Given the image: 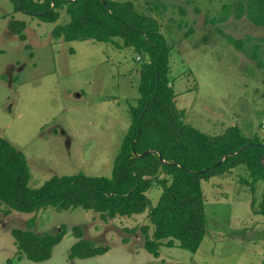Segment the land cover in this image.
Masks as SVG:
<instances>
[{
    "label": "rangeland",
    "instance_id": "rangeland-1",
    "mask_svg": "<svg viewBox=\"0 0 264 264\" xmlns=\"http://www.w3.org/2000/svg\"><path fill=\"white\" fill-rule=\"evenodd\" d=\"M109 1H131L140 14L159 22L171 49L177 107L186 111L189 125L210 136L237 127L247 138L264 140V67L228 40L251 37L247 46L258 45L264 62V28L247 14L236 18L241 0ZM14 11L10 0H0V136L24 153L30 188L55 176L111 177L131 126L130 106L140 97L142 60L131 49L107 43L54 39L52 30L68 21L65 10L56 24ZM12 22L26 24V41L10 30ZM203 189L207 234L195 254L162 246L155 258L146 251L141 231L129 230L147 225V214L105 223L82 208L7 215L0 206V264H71L78 242L74 226L84 228L85 240L110 247L103 256L74 264H264V217L251 207L262 189L253 194L238 176L203 182ZM161 192L148 193L153 206ZM33 217L36 233L68 230L46 262L19 259L17 253L12 231L27 229Z\"/></svg>",
    "mask_w": 264,
    "mask_h": 264
},
{
    "label": "trees",
    "instance_id": "trees-1",
    "mask_svg": "<svg viewBox=\"0 0 264 264\" xmlns=\"http://www.w3.org/2000/svg\"><path fill=\"white\" fill-rule=\"evenodd\" d=\"M10 2L14 12L48 24L58 23L65 10L68 21L52 30L54 39L66 43L93 41L118 50L131 49L142 60V66L140 97L136 105L130 106L131 126L115 157L111 177L55 176L39 188H30L31 175L24 153L0 136V206L7 215L12 211L38 214L48 209L63 212L82 208L99 214L106 223L119 217L147 214V225L129 232L140 230L145 250L155 258L160 257L162 246L198 252L207 234L203 182L238 176L253 194L259 186L263 193L253 198L251 207L255 215L264 217V140L247 138L237 127L210 136L186 122V111L177 107L170 77L171 49L156 19L140 14L131 1ZM245 14L254 25L264 28V0H241L235 16L241 19ZM230 15L231 12L226 13L222 20ZM25 25H10L21 41H26ZM228 40L264 67L258 45L252 50L247 46L254 41L251 37L233 40L228 36ZM146 152L151 153L138 156ZM154 188L162 190L156 206L148 197ZM35 226L33 217L27 229L12 231L17 253L19 259L46 262L68 230L63 226L57 234H39L34 231ZM72 233L78 242L69 254L71 264L110 251L109 246L98 247L85 240L84 228L80 226H74ZM128 242L125 239L124 243Z\"/></svg>",
    "mask_w": 264,
    "mask_h": 264
},
{
    "label": "water",
    "instance_id": "water-1",
    "mask_svg": "<svg viewBox=\"0 0 264 264\" xmlns=\"http://www.w3.org/2000/svg\"><path fill=\"white\" fill-rule=\"evenodd\" d=\"M151 152H146V153H144L143 155H138L139 157H142V156H146V155H148V154H150ZM160 158H161V156H160Z\"/></svg>",
    "mask_w": 264,
    "mask_h": 264
}]
</instances>
